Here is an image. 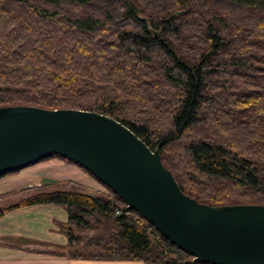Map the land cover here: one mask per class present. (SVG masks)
<instances>
[{
    "label": "trees",
    "instance_id": "obj_1",
    "mask_svg": "<svg viewBox=\"0 0 264 264\" xmlns=\"http://www.w3.org/2000/svg\"><path fill=\"white\" fill-rule=\"evenodd\" d=\"M130 1L133 7L127 0H0V107L110 116L159 148L190 197L264 204V0ZM61 183L24 188L33 194L0 217L61 205L65 250L50 254L207 264L193 262L105 185L107 193H89Z\"/></svg>",
    "mask_w": 264,
    "mask_h": 264
},
{
    "label": "water",
    "instance_id": "obj_2",
    "mask_svg": "<svg viewBox=\"0 0 264 264\" xmlns=\"http://www.w3.org/2000/svg\"><path fill=\"white\" fill-rule=\"evenodd\" d=\"M53 155L92 174L193 262L264 264V204L197 201L162 164L159 148L150 149L110 116L74 108L0 107V176Z\"/></svg>",
    "mask_w": 264,
    "mask_h": 264
},
{
    "label": "crops",
    "instance_id": "obj_3",
    "mask_svg": "<svg viewBox=\"0 0 264 264\" xmlns=\"http://www.w3.org/2000/svg\"><path fill=\"white\" fill-rule=\"evenodd\" d=\"M60 170L71 175H53ZM74 174L77 178H74ZM59 179L73 181L88 189L104 191L98 181L90 178L77 166L63 163L57 158H48L1 176L0 202L6 196V192L40 186L45 180ZM66 220L65 207L55 204L29 205L6 213L0 217V264H144L142 260L72 259L49 253L58 251L24 250L14 243V240L27 238L44 242L52 247L65 245L67 238L60 230L59 224Z\"/></svg>",
    "mask_w": 264,
    "mask_h": 264
},
{
    "label": "rangeland",
    "instance_id": "obj_4",
    "mask_svg": "<svg viewBox=\"0 0 264 264\" xmlns=\"http://www.w3.org/2000/svg\"><path fill=\"white\" fill-rule=\"evenodd\" d=\"M50 158H57V159L61 160L63 163L70 164V163H68V162H66V161H64V160H62V159H60L58 157H54L53 156V157H50ZM72 165H74V164H72ZM74 166H77V165H74ZM79 169H81V168H79ZM81 170L84 171L83 169H81ZM84 172L86 174H88L90 178H92L93 180H95L89 173H87L86 171H84ZM53 175H57V176H59V175L60 176H70L71 173L60 170V171H58L57 173H55ZM73 176H74V178H77L75 176V174ZM63 180L66 181L67 179H59V181L58 180L57 181H54L53 180V182H52V180H45L44 183L42 184V186H46L45 189L47 188V190L48 189H57V188H59L61 186H64V184L61 183V181H63ZM99 186H101V188L104 191H98V190H94V189H88V188H86L84 186L83 187H84V191H87L89 193H98V192L99 193H107V189L103 185H101L99 183ZM36 187H38V186H36ZM24 188H28V187H24ZM24 188H21L19 190H15V191H11V192H8V193L6 192L5 193L6 196L3 197V199L0 202V209H5V208H8V207L14 206L15 204H18L21 201V199L28 198L29 196H31L33 194L32 192H30V193L27 192V190L24 191ZM16 209H18V208H16ZM26 239L16 240V241L14 240V243H16L18 246H20L24 250H35V251L49 250V251H58V252L65 250V249H61L59 247H52V246H50L48 244H45L44 242H41V241H38V240H34V239H27L26 240Z\"/></svg>",
    "mask_w": 264,
    "mask_h": 264
}]
</instances>
